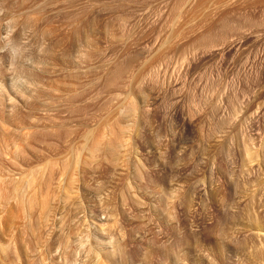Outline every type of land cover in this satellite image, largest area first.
Listing matches in <instances>:
<instances>
[{"label": "rangeland", "instance_id": "374dc122", "mask_svg": "<svg viewBox=\"0 0 264 264\" xmlns=\"http://www.w3.org/2000/svg\"><path fill=\"white\" fill-rule=\"evenodd\" d=\"M2 212L43 264H264V0H0Z\"/></svg>", "mask_w": 264, "mask_h": 264}, {"label": "bare ground", "instance_id": "6f19581e", "mask_svg": "<svg viewBox=\"0 0 264 264\" xmlns=\"http://www.w3.org/2000/svg\"><path fill=\"white\" fill-rule=\"evenodd\" d=\"M1 214L0 219L3 221V212ZM28 225L23 226L22 229L19 230V227H16V225L9 224L8 221L2 222V230H0V264H43V262L51 260L52 254H54L58 249L63 246V237L59 236L56 240L54 239L53 242L47 244L46 240H44L45 233L39 232L38 229L35 230L37 227L34 229L31 226L34 231L30 230L31 227L29 229L27 227ZM35 232L38 233L36 234ZM30 233H35V238L29 239L28 237L30 236ZM4 234H8V238L6 240L3 238ZM24 236H27V238L24 239ZM81 246L82 243L77 242V247ZM83 251L84 252L82 253L88 254L85 255L89 257V260H87V264H90L93 259L98 257V255L100 254H103L105 259L111 264H120L118 259L116 258L117 248L115 247L112 249V251H104V247H100L99 244H91L88 249ZM102 251L104 252L102 253ZM71 256H73V254H71ZM86 256L84 258H86ZM80 261H77L75 258H69L65 264H77V262L78 264H81L82 262L80 263Z\"/></svg>", "mask_w": 264, "mask_h": 264}, {"label": "clouds", "instance_id": "9594fccd", "mask_svg": "<svg viewBox=\"0 0 264 264\" xmlns=\"http://www.w3.org/2000/svg\"><path fill=\"white\" fill-rule=\"evenodd\" d=\"M9 52L12 57H17L21 54V50L16 46L10 47Z\"/></svg>", "mask_w": 264, "mask_h": 264}]
</instances>
